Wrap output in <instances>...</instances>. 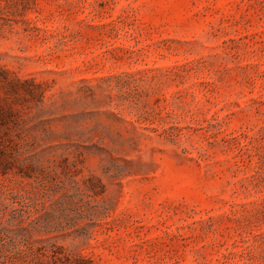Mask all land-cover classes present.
<instances>
[{
  "label": "rangeland",
  "instance_id": "obj_1",
  "mask_svg": "<svg viewBox=\"0 0 264 264\" xmlns=\"http://www.w3.org/2000/svg\"><path fill=\"white\" fill-rule=\"evenodd\" d=\"M0 232L264 264V0H0Z\"/></svg>",
  "mask_w": 264,
  "mask_h": 264
},
{
  "label": "trees",
  "instance_id": "obj_2",
  "mask_svg": "<svg viewBox=\"0 0 264 264\" xmlns=\"http://www.w3.org/2000/svg\"><path fill=\"white\" fill-rule=\"evenodd\" d=\"M46 247H35L27 244L26 248L20 247L16 240L5 237L0 232V264H31V257H38L46 253Z\"/></svg>",
  "mask_w": 264,
  "mask_h": 264
}]
</instances>
